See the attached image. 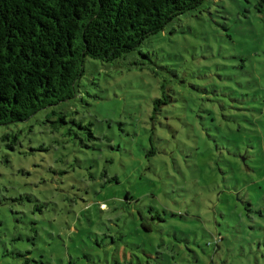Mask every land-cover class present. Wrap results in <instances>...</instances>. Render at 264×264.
Here are the masks:
<instances>
[{"label": "rangeland", "instance_id": "obj_1", "mask_svg": "<svg viewBox=\"0 0 264 264\" xmlns=\"http://www.w3.org/2000/svg\"><path fill=\"white\" fill-rule=\"evenodd\" d=\"M255 4L204 0L113 63L85 61L72 100L0 127V256L264 264V19ZM207 135L236 142L247 168L212 157Z\"/></svg>", "mask_w": 264, "mask_h": 264}, {"label": "trees", "instance_id": "obj_2", "mask_svg": "<svg viewBox=\"0 0 264 264\" xmlns=\"http://www.w3.org/2000/svg\"><path fill=\"white\" fill-rule=\"evenodd\" d=\"M203 1L0 0V127L25 122L44 109L72 100L85 61L113 63ZM255 9L264 19V0H256ZM169 99H156L155 113ZM179 108L187 110L188 105ZM207 136L213 140L208 150L216 152L212 157L229 164L230 157L247 168L248 154L240 152L236 142L226 139L224 150L217 137ZM7 250L2 251L0 264H21L16 258L24 256L22 252ZM7 256L12 260H3Z\"/></svg>", "mask_w": 264, "mask_h": 264}]
</instances>
